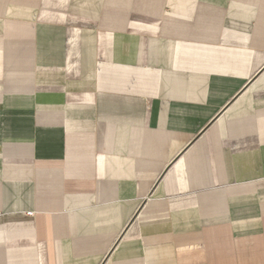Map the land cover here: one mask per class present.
I'll return each mask as SVG.
<instances>
[{
  "label": "crops",
  "instance_id": "0c3cea01",
  "mask_svg": "<svg viewBox=\"0 0 264 264\" xmlns=\"http://www.w3.org/2000/svg\"><path fill=\"white\" fill-rule=\"evenodd\" d=\"M0 264H264V0H0Z\"/></svg>",
  "mask_w": 264,
  "mask_h": 264
}]
</instances>
